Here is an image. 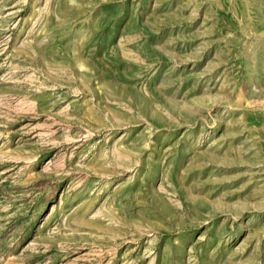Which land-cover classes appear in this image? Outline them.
<instances>
[{
    "label": "rangeland",
    "instance_id": "rangeland-1",
    "mask_svg": "<svg viewBox=\"0 0 264 264\" xmlns=\"http://www.w3.org/2000/svg\"><path fill=\"white\" fill-rule=\"evenodd\" d=\"M0 264H264V0H0Z\"/></svg>",
    "mask_w": 264,
    "mask_h": 264
}]
</instances>
